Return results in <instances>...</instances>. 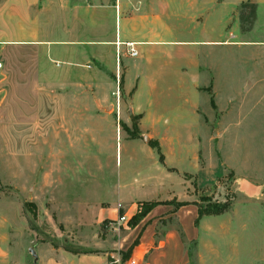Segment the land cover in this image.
<instances>
[{"label":"crops","instance_id":"obj_1","mask_svg":"<svg viewBox=\"0 0 264 264\" xmlns=\"http://www.w3.org/2000/svg\"><path fill=\"white\" fill-rule=\"evenodd\" d=\"M245 1L0 0V45L6 49H34L37 53V59L31 63L32 75L31 73L17 75L10 69L6 73V78L11 85L33 86L34 120L26 123L28 127L20 120L13 119L12 115L15 117L16 115L11 114V111H8L9 113L2 111L0 127L3 140L2 182L4 180L16 186L22 185L18 183L22 173L20 168L15 169L11 161L4 162L5 158L14 156L10 151L8 137L17 125L22 129L23 134L33 135L29 139L33 140L31 143L34 147L38 145L37 140H42L45 145L48 142L46 126H49L50 131L48 137L55 143L61 131H64L70 139L72 154L74 149L81 148L82 158H84L85 145L83 143L80 146V139L77 140V147H73L72 116L86 112L87 127L83 129V134H88L91 84L97 85L95 77L100 79V96L98 97L104 101L111 99L110 94L115 93L114 74L116 63H118V53L122 56L119 64L124 68L121 93L117 94L119 110L120 102L126 100L129 117L131 120L134 117L137 118V130L141 133L140 139L131 140V142L141 140L142 135H146L150 139L153 138V141H156L161 148L163 142H167L168 145V154H162L163 163L160 167L157 166V174H161L166 179L161 181L156 176L154 178L148 176L143 180L134 179L137 191L147 189L150 191L138 193V197L133 199V202L158 205L152 208L135 227H130L131 230L123 226L129 233L119 235L116 241L107 240V249L100 250L101 252L98 253L94 251L76 253L53 246L39 247L37 245L35 250L28 249V252L33 250L37 257L36 262L31 264H107L113 261L121 263L125 262L123 255L135 241L139 244L132 250L131 256L137 260L138 264H190L191 256L188 248L186 249L189 245H193L196 249V264H236L233 261L235 256L225 255V248L239 241V234L246 232L251 221H253L251 225L256 227L258 215L259 222H262L260 211L254 210L251 215L249 205L247 207L240 205L243 207V214H240L241 211L233 214L231 208L220 215L203 216L196 223L198 207L192 199L196 195L188 194L191 190L187 192L190 187L187 176L189 175V178L191 175L201 176L203 169L199 164V155L202 149L195 145L188 147V160L192 162L194 169L188 172L182 171L175 167V160L183 155L182 149L186 147L179 146L178 137L171 134L177 132L178 124L187 131H191L192 127L196 128L200 124L208 130L228 129L229 111L224 112L221 108L217 110L218 63L212 61L202 63L200 56L204 51L203 48L206 51L207 48L220 47L237 53L236 55L239 54L241 61L232 58V61L225 62L223 65L226 68L230 66L246 68L250 65L247 68L251 70L245 73L248 79L254 83L264 82V43L235 41L239 38V33L236 29L228 27L234 20L235 6ZM253 3L257 9L264 8V0H253ZM48 15L51 17L50 26L43 24V20L48 18ZM1 64L0 71L5 68V64ZM10 65L20 68L22 64L19 61L6 62V66L10 68ZM108 76H113V81L107 80ZM166 80L176 84L179 93L164 94L162 86L166 85ZM200 94L206 96L209 107L204 113L198 104ZM174 98L178 100L186 117L183 120H164L162 124V114L173 108L171 101ZM256 98L257 102L264 107L263 95ZM211 100L214 107L211 105ZM47 101H49V113L45 112ZM229 104L227 100L226 106ZM242 109L239 110L242 111ZM68 115L71 118L70 121ZM46 117L49 120L42 125V118ZM158 132L164 136L157 137ZM189 143L193 144V140ZM121 147L122 144L117 149V166L118 150H121ZM146 147L149 150L148 144ZM39 149L41 150V143H39ZM38 150L35 149V155L31 156L29 162L31 176L36 162L44 159L56 166L57 157L64 156L63 153L56 151L54 155L43 157L40 151L37 152ZM173 175H176L175 178L179 184L178 192ZM172 178H174L173 184L169 181ZM135 180H137L136 183ZM197 182L198 188L201 187V181L198 179ZM149 185L150 188H148ZM10 192L22 197L19 191L10 190L2 194L1 199L8 196ZM244 198L241 195L237 197L242 201ZM174 202L186 205L175 208L172 204ZM16 203L17 219L21 220V222L16 220V224L20 225L25 237V220L21 215L19 200ZM103 204L111 208L115 214L118 213L117 204L122 205L121 201H117L111 205L112 207L108 201ZM107 207L99 208L96 212L97 219L100 214L109 209ZM135 214L136 208L132 214H129L130 219ZM170 220L175 221L177 229L170 227ZM162 221H166V226L163 228ZM140 228L143 234L136 238ZM261 234L262 232H258L257 235ZM259 241L260 254L252 256V262L249 264H264V233L259 237ZM25 244L19 248L18 254H13L11 239L2 236L0 264H22L18 262L19 259H15V256H21ZM232 250L233 254L234 250Z\"/></svg>","mask_w":264,"mask_h":264},{"label":"rangeland","instance_id":"obj_2","mask_svg":"<svg viewBox=\"0 0 264 264\" xmlns=\"http://www.w3.org/2000/svg\"><path fill=\"white\" fill-rule=\"evenodd\" d=\"M237 4L233 14L234 20L228 26L236 29L239 33V38L235 41L253 44L264 43V8L257 9L253 0ZM50 19L51 17L48 15V18L43 20V24L50 26ZM203 50L200 56L201 61L203 60L202 63L204 61L218 63V71L216 70L218 72L217 110L221 108L224 112L229 111L228 129L218 131L217 128H213L208 130L201 127L200 124L196 128L192 127L191 131H187L178 124L177 132L171 135H176L178 137L177 144L186 147V149L183 148V155L175 160V167L185 172L193 171V164L188 160V147L200 146L202 150L199 155V164L203 169L201 176L191 175L190 178L189 175L187 176V181L190 183L187 192L191 190L188 194L196 195L192 198L196 206L206 211L214 207L215 203L220 202L225 203L226 211L232 208L233 214L234 212L239 213V211H241L240 214H243V207L240 205H244V207L249 205L251 215L254 210L260 211L262 222H259L258 215L257 226H252L253 221H251L246 232L242 235L239 234V241H236L231 247L225 248V255L235 256L233 261L236 264H249L252 262V256L260 254L259 237L264 233V107L257 102L256 98L261 95L264 97V82L254 83L248 79L245 73L251 70L247 68L250 65H247L246 68L240 66L226 68L223 65L225 62L232 61V58L241 61L239 54L236 55L237 53L226 51V48L220 47L207 48L206 51L203 48ZM117 58L114 81L115 93L117 92L119 95L118 92L121 93L119 80L123 76L124 68L119 64L122 60L119 53ZM36 59L37 53L34 49H6L0 45V63L5 64V68L0 71V127L2 111L7 113L11 111V114L16 115V117L12 115V118L20 120L22 124L28 123L29 120L33 122V86L11 85L9 79L6 78V73L10 69L17 75L29 73L32 75L31 63ZM8 61H19L22 65L20 68L10 65L9 68L6 66ZM174 61L176 62V58ZM106 78L113 81V76ZM95 83L97 85L91 84L88 134H83V129L87 127L86 112L72 116L73 147H77V140L80 139V146L83 143L85 145L84 158H82L81 148L74 149L72 154L70 139L64 131H61L59 139L55 143L48 137L50 131L49 126H46L45 133L48 142L45 145L42 140H37L38 145L34 147L31 143L33 140L29 139L33 135L23 134L22 129L17 125L8 137L10 151L14 156L10 155L5 158L4 162L11 161L15 169L20 168L22 173L18 183L22 185L16 186L4 180L2 182L3 140L0 129V199L2 194L8 193L10 190L19 191L22 194L20 198L18 194L14 195L10 192L8 196L2 197L0 200V238L7 236L11 239L13 254H18L19 248L26 243L21 256H15V259H19V263L31 264L33 257L28 249L35 250L37 245L39 247L53 246L76 253L87 251L98 253L101 252L100 250L107 249V240L116 241L119 235L121 236L125 232L129 233L128 229L131 230V228L128 225V229L124 230L123 226L116 225L114 222L119 213L115 214L103 203L108 201L111 206L117 201H121L124 209L120 215L126 211L128 215L132 214L135 208H139L141 211L146 203L133 202V199L138 197V193H149L150 190L137 191L134 179L141 178L140 180H143L148 176L151 178L156 176L161 181L166 179L161 174H157L158 167L163 161H159L155 150L150 148L148 150L146 147L148 141L153 142L154 139L142 135L141 140L131 142L135 139L129 137L133 138L141 133L133 127L137 121L131 120L129 117L126 108L127 101L120 102L121 109L119 110L118 96L110 94L111 99L102 100L98 97L100 96V79L95 77ZM162 87L164 94L179 93L178 86L169 83V80H166V85ZM211 87L213 86L211 85ZM198 96L200 110L204 113L207 108L209 109L207 98L204 94ZM213 97L215 101V95ZM227 100L230 107L226 106ZM48 103L49 101H47L46 113L50 112ZM171 104L173 108L162 114V124H164V120H183L186 117L178 100L174 98ZM213 114H215L214 111ZM46 118H42V125L49 120ZM68 119L69 121L71 119L69 115ZM26 125L29 127L28 124ZM125 128L129 131L126 132ZM156 135L159 138L164 136L161 132ZM191 140H193V144L189 143ZM39 143H41V150H38ZM121 144V150H118L117 166V149ZM159 147L161 154H168L167 142H163L162 148ZM35 149L38 150L37 152L40 151L43 157L54 155L56 151L63 153L64 156L63 158L57 157L56 166L49 160L43 159L41 162H36V165L33 166L34 173L31 176L29 162L31 156L35 155ZM176 149L179 151L178 148ZM173 177L175 178L176 175ZM174 178L169 179L171 184H173ZM198 179L201 181L199 188ZM136 182L137 180H135ZM174 183L178 192L177 179ZM150 187L149 185L148 188ZM238 195L245 197L243 201L237 199ZM18 200L21 215L25 220V237H23L20 225L16 224V220L21 222L19 218L17 219L16 202ZM101 207L109 209L100 214L97 219L96 212ZM162 222L163 226L161 227L163 228L166 226V221ZM169 224L170 227L177 229L175 221L170 220ZM161 227L159 228L161 229ZM258 232H262V234L257 235ZM142 234L143 230L140 228L135 237H141ZM187 248L191 256L190 264H196L195 247L189 245L186 246Z\"/></svg>","mask_w":264,"mask_h":264},{"label":"trees","instance_id":"obj_3","mask_svg":"<svg viewBox=\"0 0 264 264\" xmlns=\"http://www.w3.org/2000/svg\"><path fill=\"white\" fill-rule=\"evenodd\" d=\"M122 83H123V76L120 77L119 85L120 84L122 85ZM211 105H212V107H214L212 100H211ZM132 120L136 121L137 118L134 117ZM133 127H135L137 129L136 123H135V125H133ZM125 131L128 132L129 130L125 128ZM129 138L130 139H140L141 137L137 134L136 137H133V138L132 137H129ZM147 144H148V146L151 149H153V150H155L157 152L158 157H159V161L162 162L163 161V156H162V154L160 152V148H159L158 143L156 141H153L152 142L151 140H149ZM172 204L174 205L175 208H179V207H182V206L186 205L184 203H175V202L172 203ZM156 205H158V204L157 203H146L145 206H144V208H142V210L139 213L135 214L130 219V221H129L130 227H135L152 210V208H154ZM226 208L227 207H226L225 203L224 204L215 203V206L214 207H212L210 210H206V211H204V210H202V209H200L198 207V218L196 220V223L203 216L220 215L224 211H226ZM138 244H139L138 241H135L133 243V245L130 247V249L123 255V260L124 261H126L131 256L132 250L136 246H138Z\"/></svg>","mask_w":264,"mask_h":264},{"label":"built area","instance_id":"obj_4","mask_svg":"<svg viewBox=\"0 0 264 264\" xmlns=\"http://www.w3.org/2000/svg\"><path fill=\"white\" fill-rule=\"evenodd\" d=\"M1 67H2V64L0 63V69H1ZM113 95H114L115 97H117V92L114 93ZM123 209H124V208H123V206H122L121 204H117V206H116V210H117V212L119 213V216L117 217V220H116L114 223H115L116 225H118V226H128L129 221H130V217H129L127 211L124 212V213H122V214L120 215V212H122ZM139 212H140V211H139V208L136 209V214L139 213ZM110 226H112L111 223H110ZM107 264H138V262H137V260H136L133 256H131V257L128 258L125 262H121V263H119L118 261H113V262H111V263H107Z\"/></svg>","mask_w":264,"mask_h":264},{"label":"water","instance_id":"obj_5","mask_svg":"<svg viewBox=\"0 0 264 264\" xmlns=\"http://www.w3.org/2000/svg\"><path fill=\"white\" fill-rule=\"evenodd\" d=\"M30 253L32 254L33 262H36L37 257H36V255H35V252H34L33 250H30Z\"/></svg>","mask_w":264,"mask_h":264}]
</instances>
